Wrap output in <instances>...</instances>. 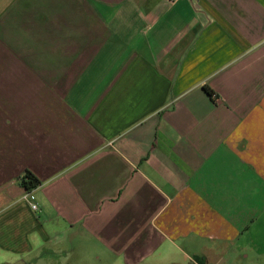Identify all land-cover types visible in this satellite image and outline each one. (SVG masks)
<instances>
[{
  "label": "crops",
  "instance_id": "0c3cea01",
  "mask_svg": "<svg viewBox=\"0 0 264 264\" xmlns=\"http://www.w3.org/2000/svg\"><path fill=\"white\" fill-rule=\"evenodd\" d=\"M46 249L264 264V0H0V260Z\"/></svg>",
  "mask_w": 264,
  "mask_h": 264
},
{
  "label": "rangeland",
  "instance_id": "374dc122",
  "mask_svg": "<svg viewBox=\"0 0 264 264\" xmlns=\"http://www.w3.org/2000/svg\"><path fill=\"white\" fill-rule=\"evenodd\" d=\"M79 241H81V240H78L77 242H79ZM45 252H44V255H45L44 257H50V258L42 259L38 262H36L34 258L32 259V255L31 256L24 255V257H21V258L19 256H12L11 261H12V264H49V262H50V264H51V262H52V264H55L56 259H58L57 264H62L63 262H65V263L67 262L66 260L63 261V259H65V258L63 257V255L61 253H59V249L58 250H52V249L47 250L46 249ZM67 257H71V256L67 255L66 258ZM17 258H19V259H17ZM4 263H5L4 260H0V264H4Z\"/></svg>",
  "mask_w": 264,
  "mask_h": 264
},
{
  "label": "trees",
  "instance_id": "16d2710c",
  "mask_svg": "<svg viewBox=\"0 0 264 264\" xmlns=\"http://www.w3.org/2000/svg\"><path fill=\"white\" fill-rule=\"evenodd\" d=\"M211 94L212 92L207 89ZM22 185L27 190H32L39 185V179L31 172L27 171L22 177Z\"/></svg>",
  "mask_w": 264,
  "mask_h": 264
},
{
  "label": "built area",
  "instance_id": "2783aa9c",
  "mask_svg": "<svg viewBox=\"0 0 264 264\" xmlns=\"http://www.w3.org/2000/svg\"><path fill=\"white\" fill-rule=\"evenodd\" d=\"M25 198L30 202V206L33 210H39V205L35 201V195L32 190H27L25 193Z\"/></svg>",
  "mask_w": 264,
  "mask_h": 264
}]
</instances>
